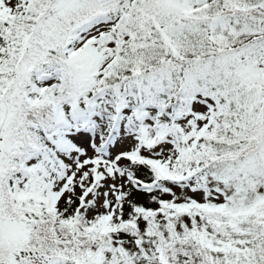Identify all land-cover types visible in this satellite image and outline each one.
I'll return each instance as SVG.
<instances>
[{"label": "snow or ice", "instance_id": "1", "mask_svg": "<svg viewBox=\"0 0 264 264\" xmlns=\"http://www.w3.org/2000/svg\"><path fill=\"white\" fill-rule=\"evenodd\" d=\"M0 264H264V0H0Z\"/></svg>", "mask_w": 264, "mask_h": 264}]
</instances>
